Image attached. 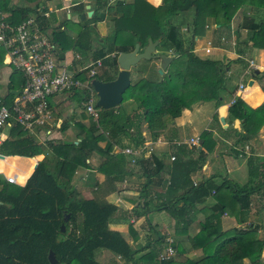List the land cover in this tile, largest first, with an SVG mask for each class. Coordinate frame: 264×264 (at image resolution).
<instances>
[{
	"label": "trees",
	"instance_id": "16d2710c",
	"mask_svg": "<svg viewBox=\"0 0 264 264\" xmlns=\"http://www.w3.org/2000/svg\"><path fill=\"white\" fill-rule=\"evenodd\" d=\"M24 1L34 3V7L0 0L2 20L15 25L29 14H35L39 29L48 34L57 59H62L66 50L80 56L90 53L93 59L99 57L103 61L106 55L113 52L110 62L115 66L118 53L130 51L136 42L141 49L147 38L159 39L165 51L173 49V54L159 77L140 76L130 80L121 98V102L132 100L135 103L129 112L118 110L120 102L112 108H98L96 120L91 119L88 124L72 121L78 124L72 141L47 140L42 144L23 132L21 126L10 118L7 137L0 141V154L33 157L59 145L58 155L62 162L55 177L43 162L38 161L21 186L10 185L0 175V264H49V251L54 254V264H101L94 257L95 250L99 248L107 249L131 264H241L242 258H247L248 264H264L261 258L264 223L254 219L227 230H221L219 226L223 214L243 222L242 214L263 194L264 156L255 155L252 150L247 155H241L246 168V181L239 185L226 176L215 182V175L212 174L192 180L191 176L202 170L206 153L200 146L173 143L168 154V159L170 156L173 159H169L167 177L161 180V189L153 193L154 198L149 191L150 176L160 171L162 163L151 155L136 159V164L140 165L145 175L138 193L143 199L142 204L149 207L147 211H167L176 229L185 228L193 221L198 203L208 196L213 199L210 206L202 209L203 218L198 223L197 232L189 237L191 247L199 248L201 254L197 259L183 262L175 261L173 255L158 259L159 253L151 251L135 258L134 255L142 248L131 249L120 232L108 227L116 206L98 202L95 198H83L70 183L74 169L89 167L86 160L92 152L103 158L96 166L97 171L110 180L119 178L122 175L115 173L117 166L114 160L124 163L125 155L110 153L111 144L119 145L120 139L125 138L133 147H138L144 139L141 132L143 125L155 137L158 131L154 130L163 127V118L173 120L183 109L201 100L215 99L217 102V91L225 88L224 67L216 61L198 58L192 52L194 39L202 35V26L207 22L215 27L228 28L236 10L244 4L252 10H262L263 16L258 21L243 18L240 28L245 29L247 39L242 44L249 40L253 47L264 49V0H160V6H153L145 0H94L95 7L91 8L89 17H86L83 4L78 1L75 5L78 4L77 8L84 17L75 23L76 32L72 37L63 32L62 27L69 22L67 18L49 28L47 19L36 9L37 0ZM187 11H191L192 20L186 24L190 36L184 43L179 29ZM105 19L111 23L110 33L101 38V48L91 51V26ZM3 52L0 46V62ZM254 72L252 78L260 83L264 94V69ZM80 76L77 75L78 78ZM114 76L99 74L95 79L108 81ZM21 83L22 77L11 72L0 105H10L11 91L20 87ZM81 94L74 92L70 96L78 106ZM50 105L48 101V107ZM84 114L80 113L82 119ZM227 117L230 122L234 119L239 121L240 131H234L235 142H248L264 123V101L251 108L239 96H234L227 107ZM214 118L217 120L216 115ZM68 121L62 122L61 131L67 127ZM199 139L201 143L202 136ZM102 140L106 141V145L100 147L98 142ZM234 149L233 155L236 156L238 153ZM23 178L15 180L20 183ZM141 212L134 211L136 215ZM64 215H67L65 221ZM258 232H261L259 237ZM165 239L157 234L155 240L162 248L159 252L167 246L176 252L178 246L175 241L171 238L168 245Z\"/></svg>",
	"mask_w": 264,
	"mask_h": 264
},
{
	"label": "crops",
	"instance_id": "0c3cea01",
	"mask_svg": "<svg viewBox=\"0 0 264 264\" xmlns=\"http://www.w3.org/2000/svg\"><path fill=\"white\" fill-rule=\"evenodd\" d=\"M78 1L83 4L84 11L87 10V6L90 10L91 8L95 7L94 0H72L74 4L68 7V13H65L63 7L68 3L66 0H40V2L36 5V9L40 10L39 12L42 13V16L47 19L49 28L55 27L61 22L62 19L67 18L69 22L66 24V26L62 27L63 32L65 35L72 37L76 32L77 25L75 23L78 21V19H80V15H83L80 13V9L77 8L78 4L75 5ZM145 1L149 4L156 3L155 0ZM248 11L250 14H247V16L244 17H250L256 21L253 16V12L255 13V10L249 9ZM71 14L74 15L73 18L71 17ZM235 19L236 18L232 17L228 28L222 26L215 27L212 23L207 22V24H209V29L203 31L200 37H195L192 50V52L200 59L216 61L220 65H224L226 63V65L223 66L225 67L224 74L226 76L228 75L231 77L233 75H238V81L235 83L233 90L230 91V88L226 84V88L222 89L221 91L226 92L227 98L224 99L220 95L217 102L216 100H212L214 103L211 101V104L213 103L212 105L214 108L207 112L206 115H204L202 112L203 105L201 101L195 102L193 105H190L189 108L183 109L180 115L174 118L171 123H168L165 120L162 128L158 127L154 130L158 131V135L155 137H152L149 134V131L144 128V125L142 126L141 132L144 133L142 134L144 138L143 143L147 144V147L150 148L148 149L146 147L148 152L143 153V155L155 156L162 163L160 171L153 173V175L150 176V196H153L155 191H160V182L167 177L169 164L168 154L173 147V142L175 143L178 138L181 137L182 139H187L190 136L199 134L202 130H207L208 133L206 135L208 136V141L205 140L203 147L200 146V149H203V151L206 153L205 161L202 166V170L199 173L192 175L191 179L195 181L199 178L207 177L212 174L215 175V178L213 179L215 182H219L224 176L239 185L246 181L244 158L241 156V158H238L234 155H232V157L226 152L222 153L221 151V148L224 146L223 143L227 145L229 144L231 145L230 147H233L235 142L231 140L230 135H225L224 133L219 132L215 133L216 129L220 128L221 130L229 128L227 133L232 132L234 139L236 138V132L234 131L239 130L238 120L234 119L230 122L227 117V107L234 96H239L251 108L257 107L264 101V94L259 87L260 83L252 78V72L255 71L254 73H256L261 65L264 66V49H255L249 40L245 41V45L242 44L243 48L234 46L235 41L241 42L243 40L239 36L242 37L244 33H246L245 29L243 28V30H238L237 28L235 29L233 27V21ZM183 29L184 28L182 27L181 30ZM102 31L103 33L105 32V30ZM223 31L225 33L229 32V37L231 39L230 49L227 47L229 43H226V34L222 37L218 35L223 33ZM236 33H238V38L236 37ZM94 35H96V33L93 35L91 34V51L101 48L99 42L101 41L102 35H100L98 39ZM105 36H107V34H105ZM217 36H219V38ZM94 40L96 43H94ZM157 47L159 48V46ZM205 48H209V52L206 53L204 51ZM171 51L173 52V49H171ZM211 51H214L213 57L207 56L211 53ZM172 52H161L159 49L156 50V53H163L169 57H171L173 54ZM112 56L113 52L109 53L106 55L104 61L103 58L98 57L101 60L102 65L99 68L97 75L102 74V76H110L116 74L118 67L117 65L114 66L111 64L110 61ZM92 59L93 58L90 56V53H87L86 56H80L74 53L72 50H66L63 54V58L57 60L61 64L66 65L68 69H72L79 65L87 64ZM0 64L7 68V71H10L9 74L7 73L8 79L11 72L15 71L4 65L2 59ZM138 65L139 63L133 67H130L131 81L139 78V74H141V72H144L145 74H141V77L146 76V70H149V68L152 66L157 71L159 68V59L152 58L149 62H147V64ZM15 73L16 75L21 76V74L18 72ZM243 79H245V81ZM250 79L252 80V84L247 85V82ZM22 83L20 84V87L14 90H20ZM239 83L244 86L241 90L237 89V85ZM17 95L12 94L10 104L12 99ZM0 98L3 97L0 96ZM69 98L71 99L70 96H67L65 99H62V95H55L52 97V99L49 100L51 103V117L46 121L45 125L36 126L32 129V131L25 130L21 127L22 131L31 135L37 142H41L42 144H44L47 140H68L66 136L70 133L71 126L73 127L72 121L77 122V114H74V109L72 107L73 104L71 103V100L69 101ZM67 105L70 106L67 108ZM134 106L135 103L132 100H126L123 104V107L126 109L123 110L125 112H129ZM200 114L204 116V119L207 121L206 123L203 117L200 119ZM214 115H216V122L218 125L214 120L212 121ZM219 117L223 118V123L220 122ZM64 120H69L68 125L65 130L61 131L60 126ZM81 121L83 122L82 118ZM209 121L213 123L211 128L207 126ZM157 122L158 121L155 122V127L158 126H156ZM228 124H230L232 128ZM7 133L8 127H3L0 129V141L7 137ZM146 135L148 136L146 137ZM203 140L204 138L202 141ZM251 140L256 141L254 146L264 148V123L261 125L256 135L251 137L248 142ZM98 145L103 147L106 145V141H99ZM254 146H252L253 153L255 155L264 156V153H262L263 151L261 153L255 152ZM125 147L133 148V146L129 144L125 138H121L119 145H110L109 152L115 155L123 154L121 153V150ZM59 148L60 146L56 145L52 149H47L44 151V153L37 154L33 157L0 154L2 155V157H0V175L4 180L6 176H14V182L10 185L21 186L32 172L35 164L38 161H41L45 164L46 169L56 177L62 162V159L58 155ZM102 159L103 158H101L98 154L92 152L86 160V162L89 164V167L74 169L70 177V183L74 188H76L81 197L87 199L95 198L98 202H106L116 206L117 210L110 217L108 221V227L111 230L120 232L131 249L142 248L134 255V257H139L148 251H151L152 253H159L162 248L160 249L158 240H155L157 234H159L161 236L165 235V238H172L175 241L176 246H178V250H176V252L174 251L175 261L183 262L185 260H194L199 258L201 251L199 248L195 249L191 247L189 237L193 236V234L197 232L199 228L198 223L202 221L203 218L202 209L210 206L213 203V199L208 196L203 202L198 203L195 207L198 211L195 213L193 221L185 228L176 229L174 226V221L169 216L167 211H147V208L149 207L146 206L145 203L142 204L143 199L139 198L138 193L141 184L145 181V175L143 172L144 170L140 167V165L136 164V162L130 163L129 157L127 155H125L124 163H121L116 159L114 160V165L116 164L117 166V171L115 170V173L122 176L119 175V178L110 180L105 177V174L96 170V166L102 161ZM25 171L28 172L24 176L22 182L17 183L15 178L17 179L19 175ZM61 178L62 180H65L63 177ZM262 195L261 197H263ZM152 198H154V196ZM259 201L264 203V200L260 199L259 197L255 199L250 209L244 215L242 214L241 217L244 221L241 223H239L233 216L228 214L221 215L219 222L220 229L227 230L233 226L237 227L248 223L250 220H254L258 215L257 213L261 209L264 210V204L258 205ZM153 202H156V200L153 199ZM256 203L257 205H254ZM133 210L138 212L144 211V214L141 212L140 214L136 215ZM261 232L264 234V226ZM94 257L101 264H131L129 261L126 262L111 251L103 248L95 250ZM261 258L264 260V246L261 250ZM241 264H248V259L242 258Z\"/></svg>",
	"mask_w": 264,
	"mask_h": 264
},
{
	"label": "built area",
	"instance_id": "2783aa9c",
	"mask_svg": "<svg viewBox=\"0 0 264 264\" xmlns=\"http://www.w3.org/2000/svg\"><path fill=\"white\" fill-rule=\"evenodd\" d=\"M66 1L68 3L63 10L68 13V7L74 3L72 0ZM0 46L4 50L2 57L4 65L21 74L23 78L19 94L12 99L11 104L0 105V129L10 126V118L25 130L32 131L36 126L45 125L51 117L48 101L55 95H62V99H65L74 92L82 93L79 102L81 111L96 120L99 109L95 106L97 96L91 80L95 79L102 65L99 58L68 69L55 58L53 45L48 35L40 31L35 14L29 15L15 25L4 22L0 14ZM204 51L209 52V48H205ZM76 57L78 58L77 55ZM78 74L81 75L80 78L77 77ZM243 87L240 83L237 85L238 90ZM197 143L198 137L175 142L187 146H196ZM146 147L145 143L138 147H125L121 153L129 157L130 163H135L138 157L148 152ZM169 159L172 160L173 156ZM5 181L13 183L14 176H6ZM165 240L169 245L171 239ZM172 255L173 249L167 246L157 257L161 259Z\"/></svg>",
	"mask_w": 264,
	"mask_h": 264
},
{
	"label": "rangeland",
	"instance_id": "374dc122",
	"mask_svg": "<svg viewBox=\"0 0 264 264\" xmlns=\"http://www.w3.org/2000/svg\"><path fill=\"white\" fill-rule=\"evenodd\" d=\"M10 1V3H12V4H16V5H18V6H24V5H28V6H33V3H27V2H25L24 0H9ZM160 0H155V2L156 3H154V4H151V5H153V6H160V2H159ZM40 2V0H37L36 1V3H39ZM250 8H248L246 5H242V6H240L237 10H236V12L234 13V15H233V17L234 18H236L234 21H233V27L236 29H240V30H243L242 28H240V23H241V21L243 20V18H244V16H247V14H250V12L248 11ZM87 11V10H86ZM248 11V12H247ZM237 16H239V17H237ZM253 16H254V19L256 20V21H258V18H260L261 16H263V11L262 10H256L255 11V13L253 12ZM71 17L73 18L74 17V15L73 14H71ZM183 18H184V21H183V24H181L180 25V35H181V37L183 38V40H184V43H185V41L186 40H188L189 39V36H190V33H189V29H188V26L186 25V24H190V21L192 20V18H191V11H187V12H185V14H184V16H183ZM242 19V20H241ZM54 23V22H53ZM52 25V24H51ZM110 25H111V23L109 22V21H106V19H105V21L103 20L102 22H98V23H96L94 26H91V34L93 35V34H95L96 33V35H94L97 39L100 37V35H102L101 37L102 38H104V36H105V34H109L110 32V29H111V27H110ZM106 26V27H105ZM107 26H108V28H107ZM184 28L183 30H181V28ZM190 27V26H189ZM107 28V29H106ZM202 29H203V31H205L206 29H209V24H207V23H205L204 24V26H202ZM102 30H105V32L103 33V31ZM48 32V31H47ZM246 32V31H245ZM225 34H226V37H225V39H226V43H229L228 44V48L230 49V47H231V45H230V41H231V39H230V37H229V32L228 33H225L224 31H223V33H220V34H218V35H220V37H222V36H225ZM218 38H219V36H217ZM217 37H216V40H217ZM240 38H242L243 40L244 39H247V34L246 33H244V35L241 37V36H239ZM230 39V40H229ZM243 40L240 42V41H235V47L237 46V47H242L243 48V45H242V42H243ZM218 42H219V40H218ZM94 43H96V41L94 40ZM186 45V44H185ZM202 45H203V42H202ZM159 49V51H161V52H166L165 51V47L164 46H159V48L157 47L156 48V50H158ZM255 49H257V48H255ZM259 49H263V48H259ZM167 52H172L171 51V49H169V50H167ZM213 53H214V51H211V53L210 54H208L207 56H210V57H213ZM225 60V59H224ZM147 62V60H144V59H141L138 63H139V65L141 64H147L146 63ZM230 63V62H229ZM137 64V63H136ZM135 64V65H136ZM138 65V66H139ZM220 65V64H219ZM226 65V63L224 64V65H220V67H222V66H225ZM225 68V67H224ZM223 68V69H224ZM264 68V66L263 65H261L260 67H259V70H261V69H263ZM8 69L7 68H5L2 64H0V96H2L3 98H4V96H5V93H6V89H7V73L9 74L10 73V71H7ZM147 72H146V76H157V77H159L160 76V74L159 73H157V71L153 68V66L151 67V68H149V70H146ZM141 74H143V75H145L144 74V72H141ZM141 74H139V76H141ZM226 76V75H225ZM225 79V83H224V87L226 88V84L228 85V87L230 88V91L231 90H233V88H234V85H235V83L238 81V75H233V76H231V77H229L228 75L224 78ZM244 81H245V79H243ZM222 90H219V91H217V95H218V97L221 95L224 99H226L227 98V95H226V92H221ZM81 93V92H80ZM82 95V94H81ZM71 100V103L73 104V109H74V114H77V122L76 123H78V122H80L81 124H88V122H90V120H91V118H90V116H87L86 114H84V112H83V114L85 115V117L83 118V122L81 121V116H80V113L82 112L81 111V108L78 106V104H77V101H75V99L74 98H69V101ZM213 100H215V99H213ZM211 101H212V99H209V100H201V103H202V105H203V109H202V112L204 113V115H206V113L207 112H209V111H211V109L212 108H214L213 107V103L211 104ZM123 104H124V101L123 102H121V104H120V106H119V109L118 110H122V109H126L125 107H123ZM193 105V104H192ZM70 106V105H69ZM68 105H67V108L69 107ZM190 107V106H189ZM200 116V119H202V117H203V119H204V116H202L201 114L199 115ZM166 120V122H168V123H171L172 122V120L171 119H167V118H163V122ZM205 120V123L207 122L206 121V119H204ZM217 121V120H215L214 118L212 119V121ZM216 124H217V122H216ZM211 125H213V123L212 122H208L207 123V126L208 127H212ZM218 125V124H217ZM77 126H78V124H73V127L71 126V131H70V133L66 136V138H68V140L69 141H72V140H74V138H75V135H76V132H77ZM229 126H230V124H229ZM231 127V126H230ZM238 127H239V131H240V126H239V121H238ZM6 128V127H5ZM232 128V127H231ZM65 130V129H64ZM228 130L229 129H221L220 130V128L219 129H216L215 130V133L216 132H219V133H224L225 135H230V137H231V140H233L234 142H235V140H236V138L234 139V135H233V133L232 132H229V133H227L228 132ZM203 132H207V130H202L199 134H196V135H194V136H190V137H198V143H197V145L196 146H202L203 147V145L205 144V140L206 141H208V136H206L208 133H203ZM218 133V134H219ZM142 134H144V133H142ZM186 135V134H185ZM188 135V134H187ZM148 135H146V137H147ZM200 136H202V139L204 138V140L203 141H201V143H199V137ZM209 136H210V134H209ZM213 138V137H212ZM179 139H182V137L181 138H178V140ZM221 142H223V141H221ZM230 143H232V142H230ZM224 144V146L221 148V151H222V153H227L228 155H230V156H232L233 155V153H234V151H233V147L234 148H236V149H234V150H236V153H239L238 155H236V157H238V158H241L240 156L241 155H243V154H245V155H247L248 153H249V151L250 150H252V146H254V144H256V141L255 140H251L250 142H235V145L233 146V147H230L231 145H227V144H225V143H223ZM234 144V143H233ZM148 149H150L149 147H147ZM254 149H255V152H257V153H261L262 151V153H264V148L262 147H258V146H254ZM233 157V156H232ZM32 165V164H31ZM31 167V166H30ZM29 167V168H30ZM29 171V170H28ZM28 171H25L24 173H22V174H20L19 175V180H21V178L22 177H24L26 174H27V172ZM263 197H260V199H262V200H264V190H263V195H262ZM261 205V204H264V203H262L261 201H259L258 202V205ZM254 205H257V203L256 204H254ZM258 215L256 216V220H258L259 222H261V223H264V210H260L258 213H257ZM254 216V215H253ZM167 218V217H166ZM259 218V219H258ZM167 220H168V218H167ZM261 235V232H258L257 233V236L259 237ZM165 236V235H164ZM167 238H170V237H167ZM171 239V238H170ZM175 254V253H174ZM174 256V255H173ZM98 258V257H97Z\"/></svg>",
	"mask_w": 264,
	"mask_h": 264
},
{
	"label": "water",
	"instance_id": "95a60500",
	"mask_svg": "<svg viewBox=\"0 0 264 264\" xmlns=\"http://www.w3.org/2000/svg\"><path fill=\"white\" fill-rule=\"evenodd\" d=\"M86 17H89L92 11L86 7ZM83 15H80V20L83 19ZM162 43L159 39L152 40L146 39L145 45L140 49L139 43H134L132 49L127 52H120L117 54L115 62L118 70L113 79L103 81L100 79L91 80L92 88L97 96L95 106L100 109H107L117 106L121 102L122 93L128 87L130 83V67H133L141 59L148 60L152 58L159 59V68L157 72L160 74L168 64L170 57L163 53H156V47L161 46ZM257 71V70H256ZM259 71V70H258ZM252 80H248L247 85H251ZM13 95H17L19 90L11 91ZM221 123L223 118L219 117ZM2 157V155H0ZM67 219V215L63 216V221ZM60 230H63V223L60 224ZM47 260L49 264L55 263V257L52 251L47 254Z\"/></svg>",
	"mask_w": 264,
	"mask_h": 264
}]
</instances>
